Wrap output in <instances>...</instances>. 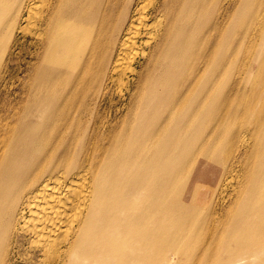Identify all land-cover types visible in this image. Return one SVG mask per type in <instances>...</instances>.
I'll return each instance as SVG.
<instances>
[{
  "label": "bare ground",
  "instance_id": "bare-ground-1",
  "mask_svg": "<svg viewBox=\"0 0 264 264\" xmlns=\"http://www.w3.org/2000/svg\"><path fill=\"white\" fill-rule=\"evenodd\" d=\"M204 179L248 243L217 264L264 255V0H0V264H178Z\"/></svg>",
  "mask_w": 264,
  "mask_h": 264
},
{
  "label": "rangeland",
  "instance_id": "rangeland-1",
  "mask_svg": "<svg viewBox=\"0 0 264 264\" xmlns=\"http://www.w3.org/2000/svg\"><path fill=\"white\" fill-rule=\"evenodd\" d=\"M24 37L26 41L30 39L29 34ZM22 39L23 35L19 33L17 37V44H19V47L17 46V48H20ZM17 48L15 52L18 51ZM27 53V51H23L20 56L24 64L22 68H20L21 76L24 74L27 68V62L29 61V55ZM18 67L19 66L16 64L13 65V69L17 70L19 69ZM19 86L20 84L18 82L7 86L8 101H12L15 98L16 92L19 91ZM118 88L119 87H115L112 89V93L117 99L122 95L118 92ZM214 166L217 168L218 164L208 159V155L199 153L193 174L200 168L198 172L201 171L208 176H212L214 174L212 173ZM190 182L191 180L188 181L187 189H184V192L187 193L184 195L182 194V196L178 198H167L170 199L166 206L167 209H160V227L157 231L160 233L158 234L160 235V262L166 255L167 257H174V253H177L176 251H191L189 255L184 254L182 255L184 257H176L175 261L178 264H217L224 254L233 255L234 251L244 248L248 243H244L240 231L233 230H225L223 233H227V236L225 235L226 237H224L220 243L215 242L213 238L216 237L215 239L217 241L219 233L216 231L217 222H213L211 219L214 215L211 212L214 204H210L215 183L212 182L211 179H204L201 181L202 187L197 190V201L192 203L190 201L191 195L188 194L190 192ZM162 207L163 206L160 204V208ZM219 211H221L220 208ZM175 238L180 240L185 239L187 242H190V244H181V247L178 248L177 244L171 243ZM256 249L257 248H253L251 251H257ZM206 251L211 255L207 256V254H205ZM18 264L24 263L19 262ZM243 264H264V255L261 254L256 257H250L245 260Z\"/></svg>",
  "mask_w": 264,
  "mask_h": 264
}]
</instances>
